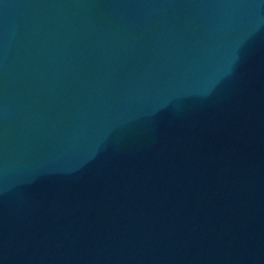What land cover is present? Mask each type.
<instances>
[{
  "label": "water",
  "instance_id": "1",
  "mask_svg": "<svg viewBox=\"0 0 264 264\" xmlns=\"http://www.w3.org/2000/svg\"><path fill=\"white\" fill-rule=\"evenodd\" d=\"M0 264H264V0H0Z\"/></svg>",
  "mask_w": 264,
  "mask_h": 264
}]
</instances>
